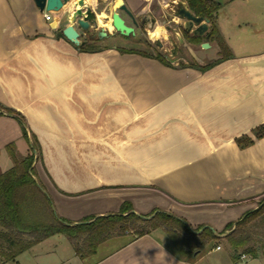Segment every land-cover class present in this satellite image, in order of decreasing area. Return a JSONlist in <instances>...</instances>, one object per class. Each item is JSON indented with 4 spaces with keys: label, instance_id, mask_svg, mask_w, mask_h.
<instances>
[{
    "label": "crops",
    "instance_id": "obj_1",
    "mask_svg": "<svg viewBox=\"0 0 264 264\" xmlns=\"http://www.w3.org/2000/svg\"><path fill=\"white\" fill-rule=\"evenodd\" d=\"M115 1L71 0L47 19L35 0H0V102L20 111L29 136L40 141L35 178L61 217L77 222L131 201L136 213L161 208L193 228L210 226L221 240L183 256L157 228L137 238L129 231L114 235L85 258L56 235L25 252L35 264H202L227 248L213 264H264V247L235 259L224 238L227 225L264 197V136L253 132L264 125V47L248 48L253 39L240 33L238 8L227 25L222 2L217 24L234 56L206 70L191 63L206 65L219 55L209 56L201 43L166 65L116 44L81 50L63 35L74 23L83 40L86 30L76 23L81 7L94 10L97 22L99 12H110L112 22ZM124 1L140 19L156 16L158 7L163 15L179 0ZM123 17L132 23L129 14ZM244 134L254 143L241 148L236 139ZM11 142L22 155L30 152L21 123L0 109V173L14 165ZM25 252L0 264H18Z\"/></svg>",
    "mask_w": 264,
    "mask_h": 264
},
{
    "label": "trees",
    "instance_id": "obj_2",
    "mask_svg": "<svg viewBox=\"0 0 264 264\" xmlns=\"http://www.w3.org/2000/svg\"><path fill=\"white\" fill-rule=\"evenodd\" d=\"M189 8L198 16L209 20V41L218 45L219 57L206 65L198 66L206 70L213 65L234 56L217 24V14L222 6L219 0H186ZM62 34V33H61ZM184 37L193 44H200L205 35H194L183 27ZM81 50L101 48L89 43L78 45ZM122 51L139 52L153 56L166 65L172 63L160 52L139 51L120 47ZM185 66L186 63H181ZM0 109L13 115L23 127V135L30 143L27 155H18L16 144L11 142L7 149L14 165L0 173V259L1 263L14 262L17 257L46 238L64 234L72 244L75 253L85 258L97 252L99 245L118 234L129 231L137 238L157 228H163L176 249L185 256L212 241L219 242L220 235L210 226L192 225L182 217L161 208L146 214L136 213L131 201H124L117 212L89 216L77 222H70L57 214L52 198L43 183L35 178V160L42 159V148L35 133L29 136L25 116L13 107L0 102ZM255 136H264V125L253 129ZM241 148L254 143V139L244 134L236 139ZM225 241L235 251L234 258L243 254L256 256L264 247V201L246 212L235 223L226 227Z\"/></svg>",
    "mask_w": 264,
    "mask_h": 264
},
{
    "label": "rangeland",
    "instance_id": "obj_3",
    "mask_svg": "<svg viewBox=\"0 0 264 264\" xmlns=\"http://www.w3.org/2000/svg\"><path fill=\"white\" fill-rule=\"evenodd\" d=\"M182 0H179L176 4L172 6L173 9H168L163 15L159 17L160 22L156 24L163 25L168 33V39L167 40H157L155 43L151 42L148 39L149 31L154 28V24L147 25L146 29L145 27H140L135 29V33H131L129 35H124L120 33L119 31H116L113 25H111V21L107 26H101L99 27L98 22H95L92 27L86 30V35H88V31H95L100 32L102 28H104L105 31H109L112 36L106 37L103 39H99L98 42H88L89 44L96 45V46H105V45H113L116 44L119 47L127 48V49H135L139 51H154V52H160L162 53L170 62H174L177 64V56L181 57L186 55V53L189 51L188 46H194L197 44H193L192 42L188 41L183 34V27H184V19L180 17L177 14L178 8L182 5ZM223 3V8L220 10V14L226 19L227 25H230L231 22V12L236 7L238 8V12L240 13L238 18L241 21V34H246L248 38L252 37L253 42L248 46L249 49H261L264 47V0H238L237 2H234L233 4H228V0H219ZM237 3V4H235ZM105 4V2H101L97 8V11H100L102 8V5ZM237 5V6H236ZM82 8V7H81ZM80 9V8H79ZM123 12V15L126 16L128 14L125 10H121ZM157 14L158 12H162L161 8L158 7L156 10ZM102 14V17L104 20H111V13L107 12V14H104L102 12H99ZM55 15L52 12V17ZM77 23V22H76ZM101 24H103L102 21H100ZM111 25V26H110ZM177 30L180 36L184 38V42H180L179 38L177 36ZM85 36V35H84ZM177 41V44H175ZM157 42H161L163 44L162 47L157 45ZM178 45V47H176ZM207 48V53H209V56H218V49L216 46H212L211 44ZM242 48V47H239ZM174 51V52H173ZM201 53V52H200ZM188 62L192 61V58L189 56L186 57ZM171 62V63H172ZM18 155H22L23 151L20 148L17 150ZM36 176V175H35ZM264 201V197L263 200ZM63 239L64 241H67L68 238L64 234H56L54 239ZM220 242V241H219ZM66 243V242H65ZM70 243V242H69ZM70 249L73 248L72 244H70ZM213 247V242H210L202 247V251H208L209 248ZM74 249V248H73ZM227 248H224L222 251L218 253H214L209 255L206 259L203 260L202 264H213L212 257L220 256V255H226ZM32 252H25L19 257V263L18 264H35L36 261H34L33 256H31ZM66 253H60L61 258H65ZM48 257H45L47 259ZM91 259V258H89ZM38 260V259H37ZM51 261V260H50ZM88 261V260H87ZM48 264H55V263H48Z\"/></svg>",
    "mask_w": 264,
    "mask_h": 264
},
{
    "label": "water",
    "instance_id": "obj_4",
    "mask_svg": "<svg viewBox=\"0 0 264 264\" xmlns=\"http://www.w3.org/2000/svg\"><path fill=\"white\" fill-rule=\"evenodd\" d=\"M37 5L41 10H47L53 13H58L65 8V6L71 2V0H35ZM121 10H125L135 21V16L132 11L129 9L124 0H116L113 4V13H112V23L116 31L124 35H129L135 33V27L127 23L126 19L121 14ZM177 14L182 17L184 21V28H186L190 33L194 35H205L208 39L210 36V27L209 20L201 16L196 15L185 1L182 3L181 7L178 8ZM96 12L90 8L85 11L80 8L76 11V22L78 27L81 29L87 30L93 26L96 20ZM63 35L67 37L70 41L76 45L84 44L85 41L81 39V34L78 31L74 23L68 24L62 30ZM108 31H105L104 28L101 30L103 36L107 35ZM177 35L179 36V41L184 42V38L179 35L177 30ZM176 44V43H175ZM202 47H209L210 42L204 41L201 43ZM178 47V45H176ZM174 52V51H173Z\"/></svg>",
    "mask_w": 264,
    "mask_h": 264
},
{
    "label": "flooded vegetation",
    "instance_id": "obj_5",
    "mask_svg": "<svg viewBox=\"0 0 264 264\" xmlns=\"http://www.w3.org/2000/svg\"><path fill=\"white\" fill-rule=\"evenodd\" d=\"M160 16H161V14H157L156 16H154V15H145V16L141 17L140 19L135 17V21L130 16L131 19H132L131 25H133L135 27V29L137 27L140 28L142 26L143 27L146 26L145 28L148 29L147 25H150V24H154L155 25L156 23L160 22V20H159ZM88 32H89L88 35H85L84 38H83V41H85V43H88V42L89 43L90 42H95L96 43V42H98L99 39L101 40L103 38L112 36V34L109 33V32L105 36H103L101 34V31L100 32L88 31ZM176 44H177V41H176ZM157 45L160 46V47L163 46V44L161 42H157Z\"/></svg>",
    "mask_w": 264,
    "mask_h": 264
},
{
    "label": "clouds",
    "instance_id": "obj_6",
    "mask_svg": "<svg viewBox=\"0 0 264 264\" xmlns=\"http://www.w3.org/2000/svg\"><path fill=\"white\" fill-rule=\"evenodd\" d=\"M148 39L153 43L157 40H167L168 33L163 25L156 24L154 28L149 31Z\"/></svg>",
    "mask_w": 264,
    "mask_h": 264
},
{
    "label": "built area",
    "instance_id": "obj_7",
    "mask_svg": "<svg viewBox=\"0 0 264 264\" xmlns=\"http://www.w3.org/2000/svg\"><path fill=\"white\" fill-rule=\"evenodd\" d=\"M45 17L47 19H51L52 18V12L45 10ZM220 247H221L220 245L217 246V248H220ZM245 256H246V254L242 255V257H245Z\"/></svg>",
    "mask_w": 264,
    "mask_h": 264
},
{
    "label": "bare ground",
    "instance_id": "obj_8",
    "mask_svg": "<svg viewBox=\"0 0 264 264\" xmlns=\"http://www.w3.org/2000/svg\"><path fill=\"white\" fill-rule=\"evenodd\" d=\"M73 5H74V1L71 2L70 7H72ZM99 19H100V21H102L103 23H106V24L111 21V20H109V21L104 20L103 17H102V14L99 15ZM100 21H98V22H100Z\"/></svg>",
    "mask_w": 264,
    "mask_h": 264
}]
</instances>
